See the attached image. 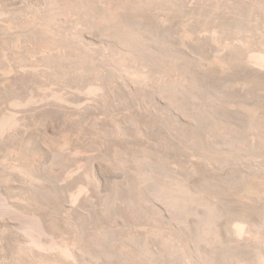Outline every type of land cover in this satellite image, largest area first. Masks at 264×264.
Returning a JSON list of instances; mask_svg holds the SVG:
<instances>
[{
  "label": "rangeland",
  "instance_id": "1",
  "mask_svg": "<svg viewBox=\"0 0 264 264\" xmlns=\"http://www.w3.org/2000/svg\"><path fill=\"white\" fill-rule=\"evenodd\" d=\"M0 264H264V0H0Z\"/></svg>",
  "mask_w": 264,
  "mask_h": 264
}]
</instances>
